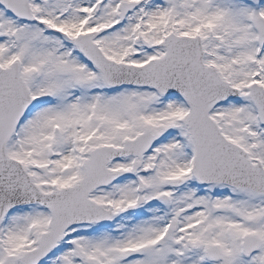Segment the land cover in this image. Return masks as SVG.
I'll use <instances>...</instances> for the list:
<instances>
[{
	"label": "snow or ice",
	"instance_id": "obj_1",
	"mask_svg": "<svg viewBox=\"0 0 264 264\" xmlns=\"http://www.w3.org/2000/svg\"><path fill=\"white\" fill-rule=\"evenodd\" d=\"M0 264H264V0H0Z\"/></svg>",
	"mask_w": 264,
	"mask_h": 264
}]
</instances>
